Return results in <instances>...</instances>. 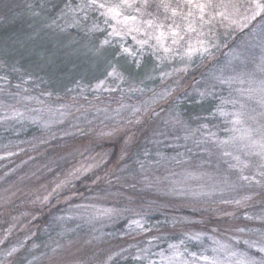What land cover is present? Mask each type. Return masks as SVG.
Masks as SVG:
<instances>
[{"label":"snow or ice","instance_id":"1","mask_svg":"<svg viewBox=\"0 0 264 264\" xmlns=\"http://www.w3.org/2000/svg\"><path fill=\"white\" fill-rule=\"evenodd\" d=\"M0 4L5 18L18 7ZM26 7L31 32L0 47V125H35L39 143L62 140L68 157H80L50 190L41 185L32 203L47 205L83 178L95 195L64 197L68 207L54 217L58 236L83 234L91 245L116 235L103 230L106 223L125 218L120 236L147 237L143 246L117 245L102 258L94 253L71 264H264V0H33ZM70 29L91 39L61 42ZM222 48L228 49L223 61ZM81 57L85 67L71 87L61 92L53 82L41 89L40 72L67 64L76 71ZM190 75L191 92L182 87ZM156 79L159 90L144 86ZM184 103L196 111H182ZM101 168L103 176L96 174ZM144 192L157 196L140 210L102 203L108 197L132 203ZM77 197L83 202L72 203ZM169 205L192 208L200 219L166 215L150 223L149 210ZM14 227L0 236V246ZM29 239L0 249V264L42 258L68 264L63 257L74 240L53 241L36 256L39 246L26 248Z\"/></svg>","mask_w":264,"mask_h":264},{"label":"trees","instance_id":"2","mask_svg":"<svg viewBox=\"0 0 264 264\" xmlns=\"http://www.w3.org/2000/svg\"><path fill=\"white\" fill-rule=\"evenodd\" d=\"M56 2H59V0H56ZM3 3H8L10 5L18 6L13 7V10L11 13L8 14L7 18H5V9L3 8L2 4H0V47H2L5 42L11 43L12 40L20 38H25V33L31 32V29L29 28V25L33 23V18L29 16V13L27 11V5L30 3H33V0H3ZM42 22V21H41ZM76 38L80 40V43H86L88 37H83V34L79 32L77 29H70L68 33L61 36V42H67L68 39ZM241 41V40H240ZM239 40H235L236 43L240 42ZM232 46H235L232 41H229ZM227 48H222L223 53H227ZM222 57V61H223ZM84 58L81 57L80 60H77L76 63L80 65L81 67L78 68L76 71L72 70V64H67L66 66L61 65L59 68H46L43 72H40L39 75L43 76L45 78L46 83L41 85V89L50 87L53 82H57V87H59L60 91L63 92V87L68 86L71 87V80L73 76L76 78H79V74L83 67L85 65L83 64ZM24 66L28 67L29 62L25 60ZM151 65H148V68H150ZM143 72H141L140 76L137 77V79L142 78ZM18 81L13 79L12 84L14 85ZM161 81L159 79H156L154 81H147L145 83V87L147 88H153L158 87L159 83ZM31 86V85H29ZM191 92V90H189ZM39 90H34L33 94H38ZM147 97V96H145ZM181 110H187L188 112L192 113L196 110L193 109L191 105H188L187 103H184L181 105ZM18 124L15 125L14 128H8V130H5V126L0 125V146L1 149L9 150L12 148L13 142H19V141H25V140H31L39 135L40 129L31 124H23L20 127H16ZM195 126V125H193ZM12 129V130H10ZM7 140H13V141H7ZM50 144L52 146H50ZM50 144H44L42 147L39 148V152L36 153L33 157H16L15 160H12L8 164L0 165V201H1V195L7 192L8 186L14 182L17 179H23L24 177L29 178H36L39 175H42V170L44 169L48 175H56L57 173H61L64 170H66L69 166V162L72 159V157H67L65 155V151L63 150V141H50ZM44 149V150H43ZM60 157H64V159H60ZM115 160V157L112 158ZM54 161V163H53ZM11 167V168H10ZM51 171H47V169H50ZM14 170V171H13ZM93 187V191H89V186L81 187L84 191V197H92L95 193L96 189L95 186ZM91 195V196H90ZM144 199V200H143ZM139 202H145L147 201L145 197H142V199H137ZM82 200L80 198H74L72 203H79ZM108 201V200H106ZM127 202V201H126ZM131 203H126V205L129 206ZM143 203L136 204L134 206L135 209L140 210V205ZM68 205L66 203H60L55 205L54 207H45L43 210H41L40 214L37 215V217L33 218L32 223H37L39 226L44 227L46 226L50 221L54 219L55 216L59 215L60 213L64 212L67 209ZM179 213H185L184 211L175 210V209H169V208H161L159 210H149L148 211V219L150 223L155 224L157 221H163L165 219V216H173V215H181ZM126 224V219H121V221L117 224H106L103 230L105 232H111L116 233V235L111 237H105L103 241H94L91 245L86 244L85 246L80 245H74V249L79 253L80 256H93V250L96 248H103V247H115L117 244L121 242H128L130 238H133V236L128 237H122L119 235L121 231H123V226ZM169 229L171 228V225L168 226ZM177 228H180L177 226ZM176 228V229H177ZM180 230H176V232H179ZM29 231L22 232V234H15L11 235L8 238V244L5 245H11L15 244L18 241H22L25 234ZM54 231H51V233ZM49 235V234H48ZM54 237H56V233H53ZM47 235H43L41 237L34 236L33 239L37 238V241L42 239L46 240ZM30 243L32 242V237L30 238ZM142 239L143 238H139ZM40 242V241H39ZM41 247V246H40ZM71 250L67 251L65 254H71ZM74 254V253H73ZM84 255V256H83ZM73 256V255H72ZM122 264H132L131 259L127 261H122Z\"/></svg>","mask_w":264,"mask_h":264},{"label":"rangeland","instance_id":"3","mask_svg":"<svg viewBox=\"0 0 264 264\" xmlns=\"http://www.w3.org/2000/svg\"><path fill=\"white\" fill-rule=\"evenodd\" d=\"M242 39H243V34L237 32L235 34V40L240 41ZM225 54L226 53H223L222 49H221L220 52L217 53V58L222 61V57H224ZM201 71H204V69H201ZM193 75L195 76L196 79H199V72L194 73ZM192 79H193L192 75L188 76L184 80L182 87H187L188 85H190L192 82ZM160 87H161V82L159 83V86L156 87V89L159 90ZM187 90L189 91V90H191V88L187 87ZM147 95H151V93H148ZM144 98H147V97H144ZM135 99L136 98L134 97L133 100L130 102H135ZM112 106L115 107V104H113ZM20 126H21V124H18V126H16V127H20ZM10 130H12V129H10ZM42 135L43 134L40 131L39 135L36 136L35 138L31 139V140L13 142L12 148L9 150L8 149L7 150L1 149V146H0V157H2V158H0V165H2V163L8 164L12 160H15L16 157L17 158L18 157H20V158L21 157H33L36 153L39 152V148L44 145V144L39 143V139L42 137ZM7 141H13V140H7ZM59 141H62V140H59ZM47 144L49 145L50 142ZM63 144H64V141H63ZM63 144H62V146H63ZM50 146H52V145L50 144ZM97 150H99V149H97ZM9 152L14 153V155L7 156L6 154ZM65 155H66V152H65ZM79 160H80L79 156L75 157V159L72 158L69 162L68 168L61 173H57L56 175L50 176L43 169L42 175H39L36 178L27 179V177H24L23 179H17L14 182H12L8 186L7 192L4 193L3 195H1L2 199L0 201V236H2L3 233L5 232V230L8 229L9 226L13 225V224L15 225V227L12 229L11 235H13V233L22 234V232H24V230L29 231L25 234V236H28L30 238L32 237V239L34 238L35 235L37 237H41V238L43 235H47L45 241L42 239L37 241V238L33 239L31 243H30L31 239L26 241V248H31V245L33 243L39 246L38 248L32 250V254L36 255V256H40V254L42 252L48 251V249L45 247V245L52 244L53 241H59L62 244H66L68 239H72L75 241V243H74L75 246L76 245L85 246L86 244L84 243V240L87 239V237L84 236L83 234L80 237H76L72 234H69L68 236H65V237L58 236L57 233L61 229L59 227H57V225L54 223V219L52 221H50L44 227L39 226L37 223H35V224L32 223L33 218L37 217V215H39L41 210H43L45 207L51 208L57 204L65 203L64 202L65 196L71 195L72 192H74V191H78L79 193H84L83 188H81V187L85 188L86 186L90 185V183H91L90 181L84 180L82 178L81 180L75 182L74 187H72L70 190H66L59 197L52 199L51 202L47 205H41L39 203H35V204L32 203V201L35 199L36 195H42L43 194V189L41 188V185H48L49 190H50L51 186H54V182H56L57 177L62 178L63 173L65 171H67L70 167H72L74 164H76ZM47 171H50V170L47 169ZM104 171H105V169H103V168L98 169V170H96V174L103 176ZM101 187H106V185L101 184ZM119 187H120L119 185H116L111 189V191H116ZM121 190L124 191L125 193H127L128 195L132 194L131 190H129V189H121ZM137 191H139V186H138ZM13 193H15V195H12ZM93 195H95V193ZM101 195H103V193H101ZM140 195L142 197H145L146 200L156 199V196H157L156 193H152V192H144V193H141ZM107 200L108 201L102 202L106 206L117 207V208L128 207V208H131L133 210H137L134 208V206H136V204L144 203V202H139L137 199H135L128 206V205H126V203H128V201L122 197H108ZM81 202H83V201H81ZM81 202H79V203H81ZM165 202L166 201L161 200V203H165ZM167 208L180 210V212L184 211L185 213H179V214L184 215V216H191V217H193V219H200L199 213L194 212L192 208L173 207L172 205H169ZM228 210L231 211V209H228ZM64 212L60 213L59 215L64 214ZM130 215H131V213H125V217H129ZM176 216H180V215H176ZM13 217H16L17 219L14 220ZM121 219H125V218H120L115 223L116 224H117V222L119 223L121 221ZM115 223H113V224H115ZM106 224H111V223H106ZM68 226L72 227L71 224H69ZM252 226L259 227L260 225L258 223H256ZM97 227L99 228L100 225H97ZM124 227H125V225L122 228L124 229ZM176 230H180V228H177ZM195 230L199 231L201 229L197 228ZM51 231H54V232L51 233ZM84 232H87V229H85ZM53 233H56L57 236L54 237ZM153 234H156V233H153ZM25 236L23 237L22 240H24ZM139 238H143L142 240L147 239V237L135 235V236H133V238H130L128 242L125 243L123 241L117 245L122 246V247H126L128 244L135 243V244H140V246H143V244L141 243V239H139ZM220 238L223 239V237H220ZM211 243L212 242L210 240L205 238V240H204V246L205 247L210 248ZM74 245L71 246L67 250V251L71 250L70 252H72L73 256L71 254H64V257H63L64 260L66 262H68V264H71V261L77 260V259L87 262L92 257V256H84V255H83L84 257L80 256L81 254L79 255V253L74 249L75 248ZM3 247H5V245L0 246V249H2ZM189 247H190L191 251H198L199 250V244H197L196 246L190 245ZM243 247L244 246L241 244V248H243ZM106 249H107V247L96 248L93 250L92 254L95 253L97 258H102L103 250H106ZM132 251L134 252V250H132ZM41 264H47V258H42Z\"/></svg>","mask_w":264,"mask_h":264}]
</instances>
